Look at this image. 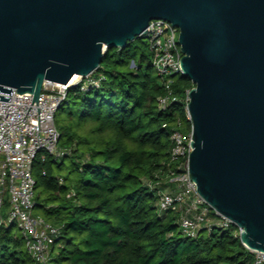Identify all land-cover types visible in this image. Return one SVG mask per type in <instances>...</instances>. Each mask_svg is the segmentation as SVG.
Returning <instances> with one entry per match:
<instances>
[{
  "label": "water",
  "instance_id": "obj_1",
  "mask_svg": "<svg viewBox=\"0 0 264 264\" xmlns=\"http://www.w3.org/2000/svg\"><path fill=\"white\" fill-rule=\"evenodd\" d=\"M179 27L196 192L264 251V0H0V99L97 70L149 21Z\"/></svg>",
  "mask_w": 264,
  "mask_h": 264
},
{
  "label": "trees",
  "instance_id": "obj_2",
  "mask_svg": "<svg viewBox=\"0 0 264 264\" xmlns=\"http://www.w3.org/2000/svg\"><path fill=\"white\" fill-rule=\"evenodd\" d=\"M97 70L106 77L99 86H70L55 114L61 156L39 150L32 164L34 212L59 227L46 264H254L234 224L185 236L176 212L158 211L147 183L165 187L170 133L192 129L191 79L170 75L174 99L159 108L166 89L143 36L108 47ZM0 264H42L15 222L0 226Z\"/></svg>",
  "mask_w": 264,
  "mask_h": 264
},
{
  "label": "built area",
  "instance_id": "obj_3",
  "mask_svg": "<svg viewBox=\"0 0 264 264\" xmlns=\"http://www.w3.org/2000/svg\"><path fill=\"white\" fill-rule=\"evenodd\" d=\"M178 34L179 27L163 18L150 20L143 34L151 51L152 66L166 89L157 98L161 109L174 99L170 75L183 73L184 53ZM105 78L104 74L96 75L93 71L67 84L45 81L37 99L31 92L16 89L12 90L9 100L0 99V226L15 222L27 252L39 263L48 262L59 227L34 212V158L39 150H46L54 157L61 156L60 133L54 118L68 88L80 82L82 89L98 87ZM191 138L192 129L188 133L179 128L171 131L168 169L164 174L166 185L159 187L160 181L147 183L156 189L158 211L176 212L181 233L196 238L204 230L209 233L213 229L229 228L234 223L196 192V181L189 176ZM234 225L235 233L240 235L242 228ZM246 247L254 253V264H264V251Z\"/></svg>",
  "mask_w": 264,
  "mask_h": 264
},
{
  "label": "rangeland",
  "instance_id": "obj_4",
  "mask_svg": "<svg viewBox=\"0 0 264 264\" xmlns=\"http://www.w3.org/2000/svg\"><path fill=\"white\" fill-rule=\"evenodd\" d=\"M144 37V39L147 41V38L145 37V36H143ZM154 71H155V73H156V70L154 69ZM96 73H98V70L97 71H95ZM71 166V160L70 159H66L65 160V162H64V165H63V170H62V172L63 173H65V172H67L68 170H69V167ZM72 176H74V177H77L78 176V173L76 172V171H74L73 173H72ZM164 179H166V178H164ZM163 179V180H164ZM37 191H38V188H37Z\"/></svg>",
  "mask_w": 264,
  "mask_h": 264
},
{
  "label": "bare ground",
  "instance_id": "obj_5",
  "mask_svg": "<svg viewBox=\"0 0 264 264\" xmlns=\"http://www.w3.org/2000/svg\"><path fill=\"white\" fill-rule=\"evenodd\" d=\"M79 78V75H74L72 77V79L70 80V82H74L75 80H77Z\"/></svg>",
  "mask_w": 264,
  "mask_h": 264
}]
</instances>
